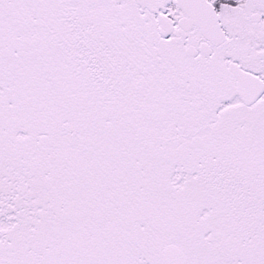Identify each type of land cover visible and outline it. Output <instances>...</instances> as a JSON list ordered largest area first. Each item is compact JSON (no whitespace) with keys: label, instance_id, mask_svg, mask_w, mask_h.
<instances>
[{"label":"snow or ice","instance_id":"obj_1","mask_svg":"<svg viewBox=\"0 0 264 264\" xmlns=\"http://www.w3.org/2000/svg\"><path fill=\"white\" fill-rule=\"evenodd\" d=\"M0 264H264V0H0Z\"/></svg>","mask_w":264,"mask_h":264}]
</instances>
